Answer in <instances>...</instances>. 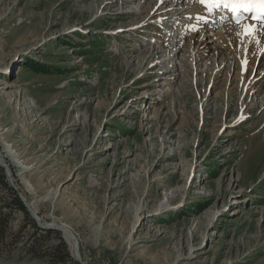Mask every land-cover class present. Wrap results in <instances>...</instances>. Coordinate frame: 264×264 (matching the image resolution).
<instances>
[{
    "label": "rangeland",
    "instance_id": "1",
    "mask_svg": "<svg viewBox=\"0 0 264 264\" xmlns=\"http://www.w3.org/2000/svg\"><path fill=\"white\" fill-rule=\"evenodd\" d=\"M175 2L0 0V264H264V56L191 58Z\"/></svg>",
    "mask_w": 264,
    "mask_h": 264
},
{
    "label": "bare ground",
    "instance_id": "2",
    "mask_svg": "<svg viewBox=\"0 0 264 264\" xmlns=\"http://www.w3.org/2000/svg\"><path fill=\"white\" fill-rule=\"evenodd\" d=\"M168 1L169 0H160V3L158 4H161V6L166 5ZM175 3V7L177 8H175L174 11H177L180 5L183 8L182 11L177 13V17L175 18L176 21H178V23L181 22L183 26L181 30L178 29L180 31L179 47L182 46V44L186 43V39L190 40V43L188 45L189 50L192 52L191 58H193L194 56L195 59V57L199 56L200 54L205 55V52L208 49L210 50V48L213 49V51L216 50V52L218 53V57L227 55L220 54L219 51L223 53V51L227 52L233 49L240 54L243 53L245 56H242L240 58L241 66L242 61H247L248 55L250 56V54L252 53H254L253 58L264 56V25L260 23H251L245 21L239 25H221V28H216L217 25L211 23V21H215V14L213 13L211 16H209L208 13L201 8V5L198 4L196 0H176ZM160 9L161 7L157 6L156 10H158L159 13L161 12ZM173 9L174 6L171 7L167 12H164V14H159L157 17H155V25L158 27H162L170 26L175 23L172 21L171 16L167 17L166 19H164L165 17H163L165 16V14L171 13V10ZM201 17H206L208 22L205 23L200 19ZM243 25L255 26L256 32L254 38L247 36L244 37L242 35ZM257 41H259V43H257ZM166 42L168 43V41H165V43ZM194 43H196L195 46H193ZM254 62H256V59ZM246 65L243 66V70H246ZM242 117H244L243 114H241V117L239 119H242ZM0 161L1 163L2 161H4V157L1 156V153ZM39 222L42 223L40 219ZM62 234L69 246L71 253L74 255L75 247L76 245H78L76 237L72 232H63Z\"/></svg>",
    "mask_w": 264,
    "mask_h": 264
},
{
    "label": "snow or ice",
    "instance_id": "3",
    "mask_svg": "<svg viewBox=\"0 0 264 264\" xmlns=\"http://www.w3.org/2000/svg\"><path fill=\"white\" fill-rule=\"evenodd\" d=\"M206 9L209 16L213 13H219L226 9L232 13V18L237 24H241L244 19V13H252V19L264 22V0H198ZM205 23L208 22L206 17H201ZM256 28L254 25H243L242 35L254 38ZM259 43V41H257ZM247 61H242V67Z\"/></svg>",
    "mask_w": 264,
    "mask_h": 264
},
{
    "label": "trees",
    "instance_id": "4",
    "mask_svg": "<svg viewBox=\"0 0 264 264\" xmlns=\"http://www.w3.org/2000/svg\"><path fill=\"white\" fill-rule=\"evenodd\" d=\"M3 179V182L5 181L4 177H2ZM4 185L5 187L11 192V189L6 185V183L4 182ZM10 197L12 198L11 199V202L12 204L11 205H14V206H17V208L23 212V214L28 217V213L25 209V207L22 205V203L19 201L18 197L16 196V194L14 192H11L10 194ZM6 207L7 205H5L4 203V199H2L0 201V241L3 239L4 235H5V232H6V229H7V222H8V217H9V213H6L7 211L4 210V207ZM34 226V225H33ZM36 228V227H35ZM37 231H43L45 232L46 234L48 233H51L50 231H44V230H41V229H37ZM60 248H65V244L63 241H61L60 245H59ZM57 249V248H56ZM56 249L53 250V253L51 254V256L54 258L55 261H57L58 263H65L67 262L68 260H70V257L69 255L67 254V252L63 253L61 256L58 255L56 253Z\"/></svg>",
    "mask_w": 264,
    "mask_h": 264
},
{
    "label": "water",
    "instance_id": "5",
    "mask_svg": "<svg viewBox=\"0 0 264 264\" xmlns=\"http://www.w3.org/2000/svg\"><path fill=\"white\" fill-rule=\"evenodd\" d=\"M0 166L4 168V171H5V176L7 178V181L8 183L13 187V188H16L14 186V184L12 183V178H11V172L10 170L8 169L7 165H6V162L5 160L0 161ZM18 194V198L21 200L23 206L25 207L27 213L36 221L38 227H40L41 229H44V230H58V231H62L63 232H72L69 228H67L66 226L64 225H61L60 224H46L44 222L40 223L39 222V218L37 217L36 213L33 212V210L29 207L28 205V202L26 201V199L22 196L21 193H17ZM73 233V232H72ZM74 234V233H73ZM72 259L75 260V261H79L80 260V256H79V247L78 245H76L75 247V255L72 254Z\"/></svg>",
    "mask_w": 264,
    "mask_h": 264
},
{
    "label": "built area",
    "instance_id": "6",
    "mask_svg": "<svg viewBox=\"0 0 264 264\" xmlns=\"http://www.w3.org/2000/svg\"><path fill=\"white\" fill-rule=\"evenodd\" d=\"M0 199H1V197H0Z\"/></svg>",
    "mask_w": 264,
    "mask_h": 264
}]
</instances>
